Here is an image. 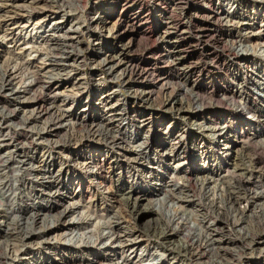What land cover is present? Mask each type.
Instances as JSON below:
<instances>
[{
    "label": "rangeland",
    "instance_id": "1",
    "mask_svg": "<svg viewBox=\"0 0 264 264\" xmlns=\"http://www.w3.org/2000/svg\"><path fill=\"white\" fill-rule=\"evenodd\" d=\"M67 1V3L72 4L74 10L66 9L64 12L52 9L50 11L48 6H50L52 0H0V68L9 70L10 67L12 70L10 76L12 86L7 87L9 89L5 91V94H9L11 91L17 92L16 101L20 102L19 108L17 107L19 109V117L32 118L34 112L32 103H29L32 101L31 99L36 98L42 101L45 99L40 98L39 92H30L25 95L21 93L23 88L31 83L36 73L42 75L43 73L41 72L48 68L45 54L49 52V45L44 44L45 35L51 33L57 36L71 34L77 37L78 34L75 33L77 20L81 24L85 22L83 23L84 25L88 18L95 16L97 12L99 13V10L91 9L94 0ZM143 1L148 2L147 0ZM237 2L238 0H189L188 7H194L193 12L197 14L195 21L199 25L206 23L204 16L207 15L208 10H217L225 15L227 20L229 19L228 26L220 27L219 33L216 34L212 30L214 25L210 21L206 33L209 36L212 34L220 35L219 39L227 41L229 37L226 36V32L228 30L232 31L234 35L238 36L236 42L242 41V43L235 45L236 52L248 57V62L241 61V58L232 61L234 57L232 53L234 51L229 52V48L222 49V40H220L222 44L214 45L210 43L205 49L202 46L190 45L189 42L184 45L186 47L184 58L187 62L191 60L193 62L197 61L199 68L204 69L203 76L198 78L193 76L191 79V83L195 80L197 82L196 85L199 83L195 91L191 88L194 93L198 94L199 104L206 108H213L218 114L224 115V119L231 122L230 124L237 132V136L241 137L249 134L243 139L245 141L243 151L248 152L251 157H260L262 155L260 144L264 142V125L260 123L262 118H258L259 115L255 117L252 112L241 110V108L237 109L234 104L242 107L248 101L251 104L253 102L257 109L264 113V10L261 9V7H264V1L243 0ZM204 3H207V6ZM208 5L210 9H208ZM42 7L47 8L49 12L42 10ZM34 8L36 9L35 11ZM119 11L120 6H117V12ZM114 16L109 19L110 24H108L111 28L116 19ZM161 17L163 16L160 15V12L153 10L149 21L151 28L147 29V26H143L139 33L132 30L125 31L121 41L115 44L117 49H120L119 46L122 43H128L130 39L133 40V54H142V58L148 49H154L156 52H162L167 49V46L158 40V35L161 32L160 30H162L159 29L160 26L162 27ZM123 28L125 29V26ZM82 34L84 41L81 46L87 47L88 44L92 46L93 40L88 39L89 36L85 29H82ZM83 37H81V40ZM93 47L97 48L96 45H93ZM206 50L220 53V59L226 60L225 66L206 58L204 55ZM46 55L48 57V54ZM91 57L92 55L87 54L88 60L74 61L80 64V70L77 75L70 74L64 82H62L63 79L55 80L56 76L52 80L49 79V81L43 79V81L50 82L58 88L59 94H56L51 99V102L63 114L66 113L65 115H67L62 121V127L55 130V133L49 132L50 128L48 126L46 128L45 116L34 121L31 120V123H29L30 128L28 129L31 131L32 139L29 140L31 142L28 141L29 144L27 146L31 147L29 155L33 159L25 162V166L21 170L17 169V171L12 170L10 173H6V171L0 173L1 176L6 177L7 175L10 176L11 173L21 174L26 167L36 173V180L39 183L44 185H62L61 196L56 200L48 197L51 189L46 188L41 195H28V190H25L26 195L29 196L28 199L23 200L25 201L23 203L17 201L16 207L29 206L31 210L40 211L39 218L36 219V222L31 227L35 233L42 231L45 227L50 228V233L47 237L49 245H44L43 241L39 239L31 240V242L26 244L27 246L25 245L26 247H21V256L16 257L11 264H98L94 260H100V264H178V260L181 261L180 264H188L184 258H181L182 256L176 253L168 256L156 244H146L143 237H135L136 235L126 236L130 232L129 226L122 224V228L112 229L113 218L122 216L123 210L120 211L119 209L121 202L129 198L134 203V199L139 195V199L135 204L142 211H148L149 213H141L135 218V224L132 223L134 222L133 220L131 223L127 222V225L135 227L136 230H142L144 227L149 226L152 221L159 219L160 216L163 219L173 217V209H178V206H181L187 214L193 213L194 217L188 216V218L191 219L192 217L191 220H195V223L193 221H191L192 223L190 222L191 227L194 228V233L196 235L203 234L206 227L210 228V224L204 227V223H199L200 208L198 206L180 203L175 199L172 200V204L164 202L166 195L169 193L168 191L172 189V185L176 184L172 177L173 170H170V166L174 168L179 165L178 176H182L185 174L184 172L191 174L195 168L204 166L211 171H215V179L226 181L230 177V173H227L226 170L230 171L232 165L229 161H227L229 164L224 162L221 164L220 158L222 156L217 155L212 143H206V147L210 150V155L207 159L211 163H206L203 158L200 159V156L196 154L204 146L201 144L202 140L195 143L190 139L193 134L184 133L191 131L188 130V127L180 126L178 123L170 125L172 120L167 113L156 111V114L153 115V122L146 123L139 130L133 126V122H130L131 126L126 121L119 120L116 112H121L119 109L129 107L125 91L118 87L121 81L116 78L109 79L108 75L102 71H95L91 75ZM161 65L163 66L157 59H150L144 66L155 68L158 71L162 67ZM167 70L164 69L162 72L169 76V80L167 79L169 83H175L174 74H170L172 71L168 72L169 70ZM99 79L103 81L102 86L99 87L100 89L93 88V82ZM78 84H81V91L76 89ZM171 85L170 88L172 87ZM187 87L190 89L191 85L187 84ZM228 88H231L235 96L224 101L221 94L226 92ZM212 89L216 91L214 95L210 94ZM111 91L115 92L111 93ZM154 92V103H159L161 91L156 89ZM104 93L111 94L101 103V96ZM228 95L230 94L228 93ZM49 97L47 96V100H50ZM188 97L187 99H189ZM27 101L28 103H25ZM197 105L194 103L193 107L195 108ZM137 110H140V107ZM208 113H204V116L209 118L207 123H210L209 121L214 118ZM130 114L132 115L133 113ZM162 116H166V118L164 120L160 119L161 122L158 123V119L162 118ZM105 118H112L110 122L119 126V130L113 128L117 134H120L119 145L110 148L100 141H96L97 139H87L82 145L76 146L71 141L69 146L61 147V140L64 141L68 136L71 138L70 136L73 135V128L78 122L77 119L84 120L87 125H95L101 123L100 120ZM12 123L10 130H6L10 135L15 124H17L16 121ZM157 124L161 125L158 126ZM39 135L44 138L39 139ZM183 136L185 137L182 139L181 146L186 154L176 158L169 154V157L163 161L151 153L150 150L145 149V147H139L146 140L154 144L157 140L172 144V142L179 141L177 137L182 138ZM248 137L250 139H247ZM119 146H124L126 150L119 149ZM135 152H142L141 158L143 159L139 163L132 160L135 157ZM93 160H101L100 163H102L105 171L103 176L97 174L96 169L91 164ZM47 171H49V174L43 177V173H47ZM188 182L190 189L195 193L192 200L196 204L200 195L197 181L194 177H191ZM177 183H179L177 184L179 186L186 184L185 180L181 179H177ZM86 191L94 197V204H88L83 199L81 200ZM115 191H118V193L112 196L111 193ZM133 191L137 193H132ZM24 192L23 195L25 196ZM139 192L141 194H138ZM262 200L264 201V199ZM262 204L264 205V203ZM257 210L259 211L260 208H256L254 204L248 207L246 211L248 213L242 221H245V224H239L237 228L241 233L245 234V230L242 228L246 227V224H255L254 221H250V216L252 214L258 215ZM221 211L223 212V210ZM62 212H64V215L58 217ZM78 221L82 222L77 223ZM114 232L118 238L112 236ZM224 234L220 233L219 236L223 237ZM229 237L232 236H225V238ZM173 240L176 249L182 246L183 239L180 235L174 237ZM4 242V238L0 234V245L3 244V247L7 249L8 246L5 245V247ZM15 242L17 243V241ZM16 243L15 245L19 246V242ZM230 247L234 251L241 249L239 246L237 247L240 249L236 246L230 245ZM245 247V249L248 248L247 246ZM239 255L236 264H242L245 258H249L255 264H264V253L259 255L257 250L249 249L246 250V255ZM175 257L176 260L173 259ZM204 261H207V259H204Z\"/></svg>",
    "mask_w": 264,
    "mask_h": 264
},
{
    "label": "bare ground",
    "instance_id": "2",
    "mask_svg": "<svg viewBox=\"0 0 264 264\" xmlns=\"http://www.w3.org/2000/svg\"><path fill=\"white\" fill-rule=\"evenodd\" d=\"M147 1L148 2H144L143 0H94L91 9L99 10V13L97 12L95 16L88 18V21L84 25L83 23L85 22L81 24L77 20V27L75 30V33L78 34L77 37L71 34L57 36L51 33L45 35L44 44L49 45H47L49 52L46 53L48 57L45 54L48 68L44 69V72H41L43 73L42 75L36 73L31 83L24 87L21 92L24 95L30 92H39L40 98H45L44 101L34 98L29 102L32 103L34 112L32 118L18 116V106L20 102L16 101L17 92L11 91L10 93L8 92L9 94H5V91L9 89L7 87L12 86L10 83L12 70L10 67L9 70L5 68L2 70L0 68V173L5 171L6 173H10V171H17V169L21 170L25 166V162L33 159L29 155L31 153V147L27 146L29 142H31L29 140L32 139V135L30 134L31 131L28 129L30 128L29 123H31V120L34 121L37 118L45 116V124L46 128L47 126L50 128L49 132L55 133V130L62 127V121L67 115H65L66 113L63 114L61 110L51 102V99H53L56 94H59L58 88L57 86H53L50 82L43 81V79L49 81V79L52 80V78L56 76L54 78L55 80L63 79L62 82L66 81L70 74L77 75L80 70V64L75 63L76 60H88L87 54H90L92 55L91 75H93L95 71H102L108 75L109 79L116 78L121 81V86L118 85V87L125 91L129 107H127L128 109H119L121 112H116L119 120L126 121L131 126L132 124L130 122H133V126L139 130L146 123L153 122V115L156 114V111L164 114L167 113L173 121L170 122V125L178 123L180 126L188 127V130L191 131L184 133H192L193 135L190 139L195 143L202 140L201 144L204 146L202 150H199L196 154L200 156V159H205L206 163L210 162V160L208 161L207 159L210 155V150L206 147V143H212L217 155L222 156L220 158L221 164L224 162L225 164L230 163L232 165L230 171L226 170L227 173H230V177L226 181L215 179V171H211L204 166V168L198 167L192 170V175L184 172L185 174L182 176H178L179 165L174 168L170 166V170H173L172 177L176 184L172 185L173 187L168 191L169 193L166 195L164 202L172 204V200L175 199L180 203L198 206L200 208L199 223H204V227L210 224V228L206 227L203 234L196 235V233H194V228L191 227V221H193L191 220L192 217L191 219L188 218V216H193V213L187 214L181 206H178V209H173V217L163 219L160 216L159 219L152 221V223H149V226L144 227L142 230H136L135 227L127 225V222L131 223L133 220L134 222L132 223L135 224V218L141 213H149L148 211H142L138 205L135 204L139 199V195L134 199V203H132L129 198L120 203L119 206L121 208L119 207V209L120 211L123 210V213H121L122 216L120 217L112 216L114 217V222L111 220L113 222L112 229L122 228L121 226L123 225L129 226L128 228L130 230H128L130 232L126 236L131 237L136 235L135 237H143L146 244H156L160 247L162 252L168 256L176 253L182 256L181 258H184L188 264H236L240 256L239 254L246 255V250L249 249L257 250L259 255H262V253H264V205L262 204L264 203L262 200L264 199V142L260 144L262 147V155L260 157H251L248 155V152L246 153V151H243V144L245 143L243 139L249 134L242 135L241 137H239V135L237 136V132H235L230 124L231 122L225 120L224 115L218 114L213 108H206L202 106V104H199L200 99L198 94L194 93L199 83L196 85V80H193L194 82L191 83V79L193 76H196V78L203 76L204 69L199 68L197 61L193 62L191 60L187 62L184 58L186 53V47L184 45L189 42L190 45L202 46L203 49H205V47L207 48L210 43L214 45L222 44L220 41L222 39L218 38L220 35L217 36L216 34L219 33L218 30L220 27L224 25L228 26L229 19L227 20V17L219 11L211 9L208 10L207 15L204 16V18H206V23L199 25V23L197 24L195 21L197 14L193 12L194 7H188L189 0ZM240 1L243 0H238V2ZM67 2V0H52V3H50L48 7H50V11L52 9L64 12L66 9L71 11L74 10L72 4ZM244 3L247 4L246 2ZM117 6H120L119 12H117ZM205 6H207V3ZM43 8L44 7H42V10H47V8ZM208 9H210L209 5ZM261 9L264 10V7H261ZM35 10L34 8V11ZM153 10L160 12V15L163 16L161 17L162 27L160 26L159 28L162 30H160L161 32L159 31L158 40L167 46V49L162 52L148 49L142 58V54H133L132 39H130L128 43L119 44L120 49H117L115 44L121 41L125 31L132 30L139 33L143 26H147V29L151 28V23L149 21L151 20V13ZM47 12H49V10H47ZM113 15H115L114 18L116 19L111 28L109 27V19ZM210 21L212 25H214V29L212 30L216 33L211 36L206 33ZM124 26L125 29L123 28ZM82 29L86 30L89 36L88 39L91 41L93 40L92 46L89 44L87 47L81 46V43L84 41ZM226 36L229 37V39L227 41L222 40V49L229 48V52L232 50L234 51V53H232V56H234L232 61L241 58V61L248 62V57L236 52L235 45L242 43L241 40H239L238 43L236 42L238 36L234 35V33L229 30L226 32ZM81 37H83L82 40ZM93 45H96L97 48L93 47ZM204 55L211 61L219 62L225 66L226 60L220 59V53L206 50V54ZM150 59H157L163 64V66L161 65L162 67L159 68L160 70L156 71L155 68L144 66ZM199 65L201 64L199 63ZM164 69H168V72L172 71L170 74H174L173 77L176 78V81H174L175 83H169V76L162 72ZM102 82L103 81H100V79L94 81L92 84L93 88H99L102 86ZM170 84H172V89L170 88ZM174 84L177 85V87H175ZM187 84L191 85L190 89L187 87ZM76 89L81 91V84H78ZM156 89L161 91L159 103H154L155 100L153 95ZM113 92L115 91H111V93ZM211 92L210 94L212 95L216 93L213 89ZM111 93H104L101 96L102 101L100 102H104L106 97H109ZM228 93L230 95H228ZM186 95L187 97L189 96V99H187ZM221 95L224 101L234 98L235 96L231 88H228L226 92H223ZM47 96H50V100H47ZM25 103H28V101ZM194 103L196 105L198 104L195 108L193 107ZM139 107L140 110H137ZM234 107L252 112L255 114V117L259 115L260 117L258 116V118H262V120L260 119V123L264 125V113L258 110L253 102L251 104V102L249 103L248 101V103H244L242 107L234 104ZM206 112H209L208 114L212 115L214 118L209 121L210 123H207V119L209 118L204 116ZM130 113L133 114L131 115ZM147 115H149V117H147ZM165 118L166 116L159 118L158 123L161 122L160 119L164 120ZM77 120L78 122H76L73 128V135L71 134V138H69V136L68 138L66 137L67 139L63 138L64 141L61 140V147L69 146L71 141H73L76 146L82 145L87 139H97L96 141H100L110 148H114L120 144V134H117V132L113 130V128L119 130V126L113 125L110 122L112 118L102 119L100 120L101 123L95 125H87L82 119ZM14 121H16L17 124H15L13 132L10 135L6 130H10V126L13 125L12 122ZM157 125L160 126L161 124ZM184 137L185 136L182 138L177 137L179 141L172 142V144H167L163 140H157L154 144L146 140L141 143L142 145L139 147H145V149L150 150L157 158L164 161L169 157V154H172L174 158L186 154L181 146ZM43 138L44 137L39 135V139ZM247 139L250 138L248 137ZM119 149L126 150L124 146H119ZM141 155L142 152H135V157L132 160L137 163L141 162L143 159ZM100 161L101 160H93L91 164H93L97 174L103 176L105 171ZM227 161H229V163H227ZM35 174L36 173L32 169L25 167L24 172L21 174L11 173V175H7V177L0 175V234L4 238V246H8L6 249L3 247V244L0 245V264H11L16 257L18 258L19 255L21 256V249L27 243L31 242V240L39 239L43 241L44 245H49L47 237L50 233V228L45 227L42 231L35 233L31 227L32 224L36 222V219L39 218L40 211L31 210L29 206L16 207L17 201L23 203L25 202L23 200L28 199L29 196L26 195L27 190L28 195H41L46 188H50L51 190L48 193L49 198H54L56 200L61 196L62 185L46 183V185H44L43 183H39L36 180ZM48 174L49 171L43 173L42 176L45 177ZM191 177H194L197 181L200 193L196 204L193 202L194 200H192L195 193L190 189V184L188 182L191 180ZM177 179L185 180L186 184L177 185L179 184L177 183ZM117 193L118 191H115L111 193V195L113 196ZM132 193L137 192L133 191ZM138 194H141V192ZM82 199L88 204H94V197H92V194L88 191L83 194L81 200ZM252 204H254L256 208H260V210H257L258 215L252 214V216H250V221H254L255 224H246L247 226L242 228L245 230V234H243L237 228L239 224H245V221H242L248 213H246L248 207ZM221 210H223V212ZM63 215L64 212L60 213L58 217ZM236 217L238 218L236 219ZM23 221L25 222L22 223ZM81 222L78 221L77 223ZM114 233H112V236L116 238L117 234ZM220 233L225 234L223 237H220ZM178 235L182 237L183 243L180 248L176 249L173 244V238ZM225 236L232 237L225 238ZM15 241H17V243L19 242V246L15 245ZM230 245L239 246L241 249L237 247L240 250L234 251L231 249ZM245 246L248 248L245 249ZM173 259L176 260V257ZM204 259H207V261H204ZM94 261L98 264L101 263L100 260ZM180 263L181 261L178 260V264ZM242 264L255 263L249 258H245Z\"/></svg>",
    "mask_w": 264,
    "mask_h": 264
}]
</instances>
